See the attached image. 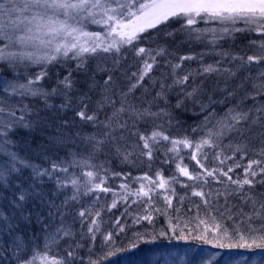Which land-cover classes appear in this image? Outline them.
Masks as SVG:
<instances>
[{
	"label": "snow or ice",
	"instance_id": "6c2138e0",
	"mask_svg": "<svg viewBox=\"0 0 264 264\" xmlns=\"http://www.w3.org/2000/svg\"><path fill=\"white\" fill-rule=\"evenodd\" d=\"M170 19L181 21L177 30L185 37L181 43H187L190 47L196 43L203 44L205 50L177 57L164 46L147 51L138 48L137 55L145 54L148 59L144 60L139 72H133L131 76L125 74L124 78L128 81L126 91L119 90L117 77L113 75L119 70L117 55L112 56L111 68L97 64L86 82L87 91L79 92L71 71L58 79L50 90L41 83L48 77V65L75 60L77 70L85 68L88 58L101 52L120 53L125 45L139 40L141 33L157 29ZM199 23L206 26L197 27ZM90 25L101 26L103 31H89ZM237 34L248 36V45L243 48L236 45ZM253 34L260 37L259 41L252 38ZM166 35L174 37L175 33L168 32ZM247 49H252V54L245 57L242 53ZM169 55L177 62L168 59ZM206 56L217 59L206 64ZM157 57L164 59L163 67L159 66ZM184 61H196L200 66L184 67ZM0 63L8 65L14 77L10 80L0 74V236L9 237L7 241H0V252H7L12 264H35L34 256L29 259L32 250L17 232L22 224L33 223V217L47 232L46 245L49 241L56 244L61 235H73L71 226L65 223L69 201L66 199L57 205L49 199L44 177L64 187L58 173H68L72 165L97 168L90 162L99 155L119 156L128 160L137 149H140L141 155L151 159L153 148L161 141L169 142L173 153H178V145L194 148L190 154L191 160L205 169L206 176L212 177L223 189L211 190L212 182L205 176L199 172L193 176L187 166L177 164L181 175L189 180L203 181L192 186L191 195L200 198L207 215L205 219H199L201 205H194L198 223L196 229H189V234L194 230L199 231L202 234H198L196 239L221 250L264 249V192L256 194L254 191L256 185L264 186V0H0ZM30 65L41 66V71L34 78L25 75V82H21L20 74L15 70ZM154 65L160 67V74L156 77L149 75ZM164 67L169 71H165ZM105 73L107 75L102 82L96 79L97 74ZM212 76L216 79L212 80ZM145 77H148V85L143 83ZM137 90L140 96L135 95ZM74 91L79 92L75 97L71 95ZM217 92L223 94L218 99L214 98ZM93 93L98 99H92ZM53 97H60L62 102L59 105L49 103ZM172 97L175 104H172ZM29 98L40 100L43 108H32L25 104L24 100ZM224 105L228 107L221 114L217 108ZM197 106L204 114L203 121L191 129L193 133H203L198 141L194 142L187 136L173 139L163 130H158L162 129V125L156 124V120L167 119L171 122L174 109L199 115L195 112ZM69 109L82 124H90L95 131L66 132L67 128L77 127L75 118L56 122L55 117ZM49 110H52L51 116L41 115L42 111ZM102 113L104 119L100 118ZM141 122L153 125L154 130L150 135L140 131ZM38 127L53 129L46 137L50 145L67 143L71 139L80 148L79 152L70 153L72 160L67 166H63L64 162L58 164L52 161L51 168H42L27 157L29 144L24 145L25 155L21 156L18 151L20 143L9 138L17 128L32 133ZM77 141L80 143L77 144ZM140 141L143 142L142 148ZM205 148L213 150L212 158L219 160L220 165L233 160L237 154L240 160H233L227 171L222 167L208 170L197 159L198 154L208 159ZM225 151H230L232 156L225 155ZM245 158L247 164L243 166L241 161ZM241 167L243 178L238 176L234 179L230 173ZM24 169L31 173L30 177H26L30 180L27 186L16 179ZM258 175L259 180L256 179ZM84 176L86 179L82 185L78 179L71 180L76 192L81 187L86 190L85 194L94 189L105 193L110 191L103 187L104 179L98 171H87ZM136 179L148 182V190L141 183L139 191L135 193L138 197H147L148 201L152 200L150 193L153 186L168 190L163 177L158 183L147 174ZM205 185L210 191L203 190ZM120 187L126 188L127 185L121 184ZM172 191L175 195V191ZM70 199L75 201L77 195ZM180 199L183 201V197ZM164 200L168 207L172 206L171 197L166 195ZM29 204L33 205L32 208L28 207ZM37 205L40 210H37ZM116 206L114 199L108 210ZM44 209H47L48 223H43L45 217L41 215V210ZM102 211L103 208L97 210L93 217L90 207L81 210V225L91 218L88 233L92 234L93 239L96 233H101L103 242L115 248L119 236L125 234V227L117 217L114 224L119 231L104 234L101 231ZM57 217L60 224L52 231ZM141 220L151 222V213L136 217L133 223L138 224ZM169 224L175 235L179 225H172L171 221ZM184 226H188L187 222ZM209 232L212 234L211 240L208 239ZM187 238L181 229L177 239ZM155 240V236L148 240L145 233L133 231L127 251L137 249L138 242L152 243ZM65 251L68 258L73 257L71 245ZM194 255V250L151 249L147 257L136 261V264H192ZM236 255L228 253L223 264H264V254L249 257L241 253L238 254L239 259H235ZM204 257L207 264H220L219 252L205 253ZM50 264H71V260L53 259Z\"/></svg>",
	"mask_w": 264,
	"mask_h": 264
},
{
	"label": "trees",
	"instance_id": "16d2710c",
	"mask_svg": "<svg viewBox=\"0 0 264 264\" xmlns=\"http://www.w3.org/2000/svg\"><path fill=\"white\" fill-rule=\"evenodd\" d=\"M88 30L95 31L98 30L91 25ZM181 21L170 19L167 23L161 24L157 29H149L147 32L141 33V38L139 40L133 41L132 45H125L120 53H98L95 57L88 58L85 68L76 69L75 60H62L59 64L48 65V77L41 81L45 88L51 89L58 79H62L67 75L68 71L72 72V78L77 81L76 88L79 92L87 91V81H89L92 72L95 70L98 63L104 64L105 67H112V56L117 55L119 57V70L113 73L117 77V84L120 86L121 91L127 90L128 81L124 78L125 74L131 76L133 72H139L143 68V62L148 57L145 54L137 55L138 48H144L146 51L148 49H157L158 46L166 47L170 52H174L175 55H194L201 51L205 50L203 44H193L191 47L187 43H181L185 39L183 33L178 32L180 29ZM203 23H199L197 27H205ZM103 31V29H101ZM173 32V36H167L166 33ZM252 38L259 41L260 37H256L255 34L252 35ZM249 37L241 36L237 34V39L235 44L243 48L248 45ZM227 48V45H225ZM245 55H251L252 49H247L242 53ZM168 59L173 60V63H176V59L173 56L169 55ZM159 61V66L163 67L165 65L164 59L157 57ZM216 57L206 56L204 62L211 63ZM106 61V63H105ZM149 62H151L149 60ZM184 67L198 68L200 65L196 61H184ZM160 67L157 65L153 66V70L149 74L150 76L156 77L160 74ZM6 70H1L5 73L8 79L12 80L14 77L9 71L8 65H6ZM165 71H169L168 68L164 67ZM20 75L19 79L21 82H25V75L29 77H35L37 73L41 71V66L39 65H30L27 68L20 66L16 69ZM107 73L101 75L97 74L96 79L103 81ZM212 80H215L216 77L212 76ZM133 82H135L133 78ZM145 85L149 84L148 77H145L143 82ZM79 92H73L71 95L74 97L79 94ZM140 91L137 90L135 95L140 96ZM222 93L217 92L214 98H220ZM19 99V98H18ZM92 99H98L96 94H92ZM172 104H175V98L172 97ZM62 102L60 97H53L49 100V103L53 105H59ZM25 104L30 105L32 108H43V104L38 99H26L24 100ZM251 103V101H248ZM91 107V105H90ZM191 108L192 106L189 105ZM228 105L218 106L217 111L223 114L224 109ZM196 113H200V108L197 106L195 108ZM52 110L48 112H41L42 116H51ZM173 120L169 122L167 119L161 121L156 120V124L162 125V129L166 135H169L173 139H183L184 137H189L194 142L198 141L203 135V133H193L192 128L200 124L204 119V114L200 113L199 115H194L192 111L182 112L179 109L173 110ZM75 118L77 127L76 128H67L66 132L75 133L80 131L82 133H90L95 131V129L88 123H81L78 117H74L73 110L69 109L67 112L58 113L55 117L56 122L63 120H73ZM101 119H104V114L100 116ZM140 131L145 135H150L154 130L151 123L145 125L142 122L139 125ZM258 130V129H257ZM53 132V129L47 128H36L32 133H28L21 128L15 129L9 136L10 139L16 140L20 143L21 148L18 149L21 156L25 155L24 145L29 144L27 149V157L32 160L34 163L40 164L42 168H51L52 161L56 163H63V166H67L68 163L72 160L70 153L79 152L80 148L76 147L71 139L67 143H62L59 145H50L48 139L46 138L50 133ZM77 144L80 142L77 141ZM227 143V141H225ZM143 142L140 141V147L142 148ZM147 151V150H145ZM208 153V159H203L201 154L197 155V159L201 160V163L205 165V168L208 170L214 168H223L224 171H227L229 165L233 163V160L239 161L240 156L237 154L233 157V160H228L224 165H220L219 160L212 158V151L208 148L204 149ZM216 151H220L216 149ZM39 153V155H37ZM192 152H190L191 154ZM190 154L188 155V168L193 176L197 172L205 176L206 179L212 182L211 190H221L223 191L220 184H217L212 177H207L205 169L200 168L196 161L191 160ZM225 155L232 156L230 151H225ZM50 157V159H48ZM259 158V157H253ZM80 159V157H77ZM223 159V156H221ZM243 166L247 164V158L241 161ZM90 164H95L97 168L86 167L83 165H72L68 169V173H58L62 178L64 187H59L56 185L55 181H49L47 177H44L45 187L49 193V199L55 201L57 205L61 204L62 201L68 199L69 205L67 208V215L65 217V223L71 226L72 237H63L57 241L56 244H52L50 241L46 245L45 237L47 232L43 230L42 224L36 223L35 218L33 217V223L31 224H22L21 227L17 230L18 234H21L25 244L32 250V255L29 256V259L35 257V264H50L53 259L60 261L71 260V264H136V261L144 259L147 257V253L151 249H173L178 251L188 250L191 248L194 250V259L192 264H207V259L204 257L205 253L219 252L223 254L229 250L222 251L221 249L213 248L209 243H205L195 237L198 234H202L199 231H192L189 234V229H196L198 223L197 219V209L195 204H200L199 219L206 218V211L204 209L203 203L199 197H194L191 195L192 186L203 183V181L198 180H189L186 176H177L175 177L176 170V157L170 151L168 144L160 142L152 150V158L149 159L147 155H141L140 149H137L128 160H124L119 156L106 157L104 155H99L96 159L90 162ZM255 168V166H254ZM87 171H98L101 178L104 179L103 187L110 189L109 192L105 193L99 190H93L85 194V189L80 188L79 192L71 185L72 179H78L80 184L84 183L86 177L84 173ZM119 175H116V174ZM147 174L152 179L156 177H164L173 179L174 184L172 186L175 191L169 193L172 200V206L168 207L167 202L164 200V197L161 195H153L152 200L148 201V198L139 199L138 204L132 202H125L123 198H126L128 191L133 190L135 192L138 188V184L135 183L136 178L143 177ZM30 170L24 169L22 174L16 179H19L25 186L30 182L26 177H30ZM233 178L236 179L243 178V168H237L234 170ZM66 177V178H65ZM221 179L226 180V178L221 177ZM257 180L260 179V175L256 177ZM127 185L126 188H121L120 185ZM188 186V187H186ZM246 188L248 186H245ZM197 190H200L197 188ZM205 192L210 191L208 185L204 186L203 189ZM255 193L259 194L264 192V186L256 185ZM168 192V191H167ZM76 194L77 199L72 201L70 198ZM166 196V195H164ZM183 197V201H181ZM116 200L117 206L111 208L109 211L113 200ZM144 201H147L145 203ZM223 202L221 198V203ZM32 204H29L28 207L32 208ZM37 210H40V206L37 205ZM91 208L93 217H95V212L101 208L104 211L101 212V231L104 234H107L109 231L118 232L119 229L115 226L114 221L117 217L120 218V224L125 227V234H121L117 240V247L113 248L109 245H106L103 242V236L101 233H96L95 238L93 239L92 234L88 233V227L91 222V218L86 220L83 225H81V218L79 212L86 208ZM127 212L125 213V209ZM191 209L189 212L188 209ZM147 209V211H146ZM160 209V211H156ZM178 210V211H177ZM124 213V215H122ZM151 213L152 220L151 222L146 220H141L138 224L133 223V220L138 216H143ZM41 215L45 217L43 223H48L47 218V209L41 210ZM171 221L172 225H179L176 228L175 235H173L169 222ZM185 222H187V227H185ZM211 223L210 219L208 221ZM60 224L59 217H57L54 222V226L51 229L55 231V226ZM201 225V229H203ZM181 229L183 233L187 235V239H177L181 235ZM142 232L146 234V239L151 240L153 236L156 237V240L152 243H139V247L132 252L127 251V246L131 242L132 232ZM163 232H167V235H162ZM211 234V232H209ZM208 234V237H209ZM35 238V243L33 239ZM9 237L0 236V241H7ZM73 249V257L68 258L66 249ZM225 257V258H224ZM227 259L226 255H221L220 264H223V261ZM0 264H12V259L9 257L7 252H0Z\"/></svg>",
	"mask_w": 264,
	"mask_h": 264
},
{
	"label": "rangeland",
	"instance_id": "374dc122",
	"mask_svg": "<svg viewBox=\"0 0 264 264\" xmlns=\"http://www.w3.org/2000/svg\"><path fill=\"white\" fill-rule=\"evenodd\" d=\"M94 26H96V25H94ZM90 27H92V26L90 25L89 28ZM94 28H95V30L96 29L98 30L97 32H101V29H102L101 26H96ZM6 69H7L6 68V64L0 63V74L6 76L4 72L3 73L1 72V70H6ZM161 142H164V143L168 144L170 149H171L172 146H171V144L169 142H167V141H161ZM177 147H178V153H173L171 151L176 157V167H175L176 168V170H175V174H176L175 177L176 178H177V176L181 175L179 170L177 169V164H180L181 167L187 166V168H188V155L190 154V152L194 151V148H184L182 145H178ZM188 171H189V168H188ZM181 176H183V175H181ZM160 178L161 177H156V178H154L152 180L156 181L158 183ZM164 179L167 181V184H168V190H167L168 192L165 191L164 189H159V188H156V187L153 186V190L150 193L151 196H153V195H161L162 197H164V195L171 196L169 193H171V194L173 193L172 186L174 184V181H173V179L171 180L170 178H164ZM135 183L138 184V188H136L135 192L133 190H130L127 193V195H129V196H127L126 198H123L125 202H132L133 203L135 201V203H133L132 205L138 204V202H140L139 201L140 197H138L135 193L137 191H139L141 183H143L146 186L145 190H148V187H149L147 181H141V180H137L136 181L135 180ZM141 198H146V197H142L141 196ZM208 239L209 240L212 239V234H209ZM188 250H192V249L188 248ZM224 250H226V251L229 250V251H227V252H225V253H223L221 255H226L227 256L228 253H235V254H237L235 256V259H239V255L238 254H241V253L244 254V255H247L249 257H254V256H259L261 254H264V249H260V248H257L254 251H248L246 249H224ZM224 250H222V251H224Z\"/></svg>",
	"mask_w": 264,
	"mask_h": 264
}]
</instances>
